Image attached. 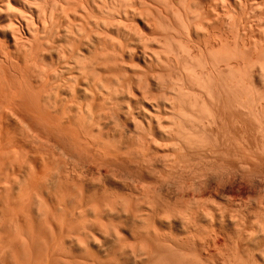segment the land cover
Here are the masks:
<instances>
[{"label":"bare ground","instance_id":"bare-ground-1","mask_svg":"<svg viewBox=\"0 0 264 264\" xmlns=\"http://www.w3.org/2000/svg\"><path fill=\"white\" fill-rule=\"evenodd\" d=\"M263 167L264 0H0V264H264Z\"/></svg>","mask_w":264,"mask_h":264},{"label":"rangeland","instance_id":"rangeland-1","mask_svg":"<svg viewBox=\"0 0 264 264\" xmlns=\"http://www.w3.org/2000/svg\"><path fill=\"white\" fill-rule=\"evenodd\" d=\"M233 38H231L230 40L231 41H233L232 40ZM264 168V167H263ZM212 180V179H211ZM231 180V181H230ZM235 180V181H234ZM51 182V180H46V185H48V182ZM227 181H228V183H227ZM49 182V183H50ZM213 182H214V184H213ZM229 182H231V183H229ZM241 182H243V181H241ZM240 182V180H237L236 178L234 179L233 177H230V179H227V180H225L224 182L222 181V183H221V186H218V185H220L218 182H216V180H212V181H209L208 182V187L210 186V190H209V196L211 195V197L212 198H216V200H218V201H221V200H223L222 199V195L221 194H224L225 196H232V197H238V198H243V199H246L247 197H251V196H254V194H255V192L253 193V190H255V189H252V186L251 185H248V180H247V182L246 181H244L243 183H241ZM215 183H216V185H215ZM245 183V184H244ZM44 184V187L46 186L45 185V182L43 183ZM223 184V185H222ZM239 184H240V186H239ZM247 184V185H246ZM50 185V184H49ZM226 185V186H225ZM227 185H228V187H227ZM244 187H243V186ZM51 186V185H50ZM217 188V190H216V188ZM242 186V187H241ZM248 186V187H247ZM251 186V187H250ZM218 187H220V188H218ZM229 187H230V189H229ZM236 187V188H235ZM240 187V188H239ZM46 189H48V186H46L45 187ZM221 188H223V189H221ZM245 188V189H244ZM248 188H250V189H248ZM219 189V190H218ZM54 191V190H53ZM215 191H220V192H222L221 194L220 193H215ZM248 191V192H247ZM250 191H252V192H250ZM214 192V193H213ZM234 192V193H233ZM238 192V193H237ZM245 192V193H244ZM260 192H261V196H262V198H264L263 196V194H264V184H263V186H262V188H261V190H260ZM55 193V192H54ZM53 193V194H54ZM243 193V194H242ZM217 194V195H216ZM251 196H250V195ZM213 195V196H212ZM220 195H221V197H220ZM247 195V196H246ZM249 195V196H248ZM54 196H56V195H53V199L55 198ZM59 197V196H58ZM264 200V199H263ZM53 202H54V200H53ZM54 204V203H53ZM53 212H54V210H53ZM252 222H253V224H255L254 223V220L252 219L251 220ZM250 221V222H251ZM220 222H222V225H221V223L219 224V222L216 224V227H218V229H217V231H219V233H223V234H230L231 232H232V230H233V228H232V226L230 225V224H228V222L226 223V221H220ZM246 223V225H247V227L248 228H250V230H252V229H254V227H255V225H253L252 224V222L251 223ZM251 224V225H250ZM221 225V226H220ZM228 225H229V228H228ZM252 225L254 226V227H252ZM221 228H220V227ZM251 226V227H250ZM223 227H225V228H223ZM231 228V229H230ZM223 229V230H222ZM227 231H226V230ZM231 230V231H230ZM225 231V232H224ZM227 232V233H226ZM230 232V233H229Z\"/></svg>","mask_w":264,"mask_h":264}]
</instances>
